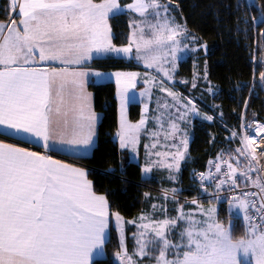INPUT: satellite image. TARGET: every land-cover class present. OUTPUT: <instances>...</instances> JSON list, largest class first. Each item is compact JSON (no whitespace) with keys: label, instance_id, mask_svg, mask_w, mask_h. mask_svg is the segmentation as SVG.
<instances>
[{"label":"snow or ice","instance_id":"1","mask_svg":"<svg viewBox=\"0 0 264 264\" xmlns=\"http://www.w3.org/2000/svg\"><path fill=\"white\" fill-rule=\"evenodd\" d=\"M170 2L133 0L126 5L142 20L131 25L133 32L127 46H117L108 20L121 10L119 0H10L8 11L14 16L7 17V24L0 22V136H17L21 143L31 138L44 151L0 140V264H94L93 256L103 249L109 226L107 198L94 191L84 168L54 159V155L92 146L97 116L86 85L89 75H101L88 70L94 56L134 57L146 69L162 73L159 82L152 76L145 79L146 84L159 87L179 101L164 83L173 78L177 54L188 47L184 41L190 38L195 42L197 38L190 37L186 27L176 23L169 10ZM53 64L62 67H52ZM113 75L120 97V147L135 151L147 118L142 115L135 124L127 120L126 93L135 87L140 74L118 71ZM192 87H196L194 82ZM149 94V89L141 93ZM183 108L180 120L189 112L199 114L191 100ZM156 120L161 131L150 133L154 142L145 145L149 161L142 171L150 173L159 165L178 172L188 140L181 137L179 144L172 145L176 149L172 153L152 151L161 134L167 141L181 131L175 120L167 129L160 117ZM243 127L245 134L235 153H230L227 160L221 155L210 161L215 173H200L199 178L202 182L216 178L219 191L226 184L239 187L237 181L243 177L264 193V176L260 175L264 169L253 163L258 162L257 142L264 141V124ZM236 135L233 133V138ZM153 155L170 157L172 162L153 161ZM241 158L247 162L243 168ZM253 172L258 174L256 179ZM257 195L245 192L243 199L233 197L229 201L230 207L242 210L247 225L240 239H234L231 222L225 227L216 218L215 208L202 210L206 217L203 220L186 213L183 206L175 217H168L166 209L161 208L165 216L160 220L142 214L135 255L152 257L155 264H264V225L253 224L248 214L250 207L256 208V201L248 198ZM164 198L168 199L167 192ZM190 203L198 205L196 200ZM256 211L264 219V195ZM111 215L121 233V251L116 253L120 264H136L123 244V217L119 213ZM177 228L179 239L174 242L173 230Z\"/></svg>","mask_w":264,"mask_h":264},{"label":"trees","instance_id":"2","mask_svg":"<svg viewBox=\"0 0 264 264\" xmlns=\"http://www.w3.org/2000/svg\"><path fill=\"white\" fill-rule=\"evenodd\" d=\"M169 2V0H161ZM177 6L187 29L207 46L206 73L208 83H199L187 92L188 82L195 73V58L179 63L175 74L178 80L188 81L182 91L212 120L195 119L187 158L181 165L178 179L179 197H198L199 190L193 174L215 169L210 161L218 156L229 159L241 146L242 129L253 121L264 123V0H171ZM9 1L0 0V21H9ZM113 43L123 46L129 42V25L124 14L109 18ZM90 67L100 71H135L133 61L107 58L94 59ZM211 89V91H210ZM92 108L100 115L96 127V142L90 155L64 156L84 167L93 189L107 198L110 213L133 219L143 211V195L158 190L153 180H142L140 165L123 159L113 139L117 130V105L112 82L88 84ZM138 104H130L128 116L137 121ZM236 133L233 138L232 134ZM233 163H235L233 161ZM241 168L246 165L241 158ZM240 169H238L239 171ZM240 177L237 183H240ZM182 199V198H180ZM226 202L219 203V214L224 216ZM208 203V202H206ZM234 239L245 235V226L236 219L232 228ZM105 257L94 264H113L119 243L113 228L104 245Z\"/></svg>","mask_w":264,"mask_h":264},{"label":"rangeland","instance_id":"3","mask_svg":"<svg viewBox=\"0 0 264 264\" xmlns=\"http://www.w3.org/2000/svg\"><path fill=\"white\" fill-rule=\"evenodd\" d=\"M10 2V0H8ZM133 0H119V3L121 5V10L114 15H110V17L119 15V14H124L127 17L128 20V25H129V39L132 36L133 28L131 25L134 22H140L142 18L135 12H132L127 9L126 5L132 3ZM161 3H169V2H162ZM169 10L171 13V16L175 18L176 23L183 25L186 27L182 16L178 12V8L175 4L170 3L169 4ZM151 19V17H150ZM109 24V21H108ZM110 26V25H109ZM187 29V27H186ZM187 33L189 36H194L197 39L195 42H193L190 38L186 39L184 41L185 44L188 45L187 49L184 51H181L177 54V61H176V68L175 71L172 73V79L171 80H165L164 87L169 89L170 91L174 92L177 94V96L180 98L179 101H176L173 99V97L169 96L166 91H161L159 87L154 86L152 84H146L145 79H149L152 76L157 77V82H159L160 77L162 76V73H157L153 69H146L143 65L142 62H138L133 58L129 57H124V56H117L116 54H108V55H98L95 56V59H107V58H117V59H124L125 61H133L140 69H137L135 71H128V72H137L140 75L137 77L136 84L134 88H129L126 95H127V103H126V117L127 120L130 123H138L143 116H146L147 118V123L144 131L141 132L140 134V143L135 151H133L131 148H121L120 147V141L119 137L117 136V132L119 131V125H120V97L118 95V86L116 83V78L113 75L115 72H104V71H98L101 73L100 76H98V79H102L105 82H112L115 86V100H116V105H117V130L114 134L113 139L117 142L119 150L121 149H127V157H128V162H133L136 164L140 165V170H141V179L142 180H153L157 183V189L159 192H162L163 194L158 195L156 193H153L152 191H146L143 195V203L149 206V212L145 213L144 215H147L151 217L152 219L160 220L163 219L165 216V213L162 212L160 209L164 208L166 209L167 216L168 217H175L177 216V209H179L181 206H183V209L186 213H193L195 215V218L198 220H203L206 217L202 214V210H206L209 208H215L216 213L215 216L216 218L225 225V227H228L229 223L231 222L232 228L234 225V222L236 219H239V221L242 222L245 226V232L247 231V225L246 222L243 220V212L242 210L236 208L235 206L230 207L229 206V200L226 204V212L224 213V216H221L219 214V203L217 202H208L206 201H199L197 197H193L190 199L179 197L178 192L180 191V188L178 187V179L180 175V170H181V165L187 158L188 154V148L187 151L184 154V159L179 161V171H175V169H169L164 166H155L152 168V171L150 173H144L142 169L145 167V165L149 161V157L147 154V150L145 149V145H151L154 142V139L151 137L150 133L156 132V131H161L159 128V125L157 123L156 117H160L163 124H164V129L168 128L169 122L172 120H175L176 123L179 125L180 128V133H178L177 137L174 139H169L167 141L164 140L163 134H161L159 138V144L156 149L152 151H158L161 153H172L175 152V148L172 147L173 144H179V140L181 137H186L188 140V147L192 138V125L195 119L198 120H208L205 117L208 115L201 111L199 107L195 104V102L190 98V95L184 93L182 91V88L186 86V83H184L183 80H178L175 76V74L178 71V66L179 63L182 61H185L189 58H195L197 59L195 61V73L191 81H187L188 87H187V92L192 91V84L193 82L198 85L199 83H208L207 80V73H206V60H200V57L206 56L208 50L207 46L204 43H200L198 40V37L194 35L192 32H190L187 29ZM123 46H127L123 45ZM165 67H168L166 65ZM96 70V69H95ZM96 76V75H95ZM102 76V77H101ZM206 77V78H205ZM113 80V81H109ZM99 81V80H98ZM102 82V83H105ZM99 84V83H95ZM146 89L150 90L149 95H141L142 92H144ZM188 100L193 101L195 104L196 108L198 109L199 114H193L189 112L187 117L183 120L178 119L180 114L185 111L183 108V105L187 103ZM138 104L140 107V115L137 121H131L128 116V109L130 104ZM167 104L168 107L165 108L164 105ZM147 107V111L145 112V108ZM179 109V111H178ZM244 128V127H243ZM242 134L244 135V129H242ZM182 150V149H181ZM151 159L153 161L160 160L162 163H171V158L170 157H156L152 156ZM253 163H256L255 161ZM212 167V166H211ZM253 179H256L257 173L253 172L252 174ZM170 176H174L175 179H170ZM240 183H244L247 185H251V182L245 181V179L242 177L240 180ZM175 189V195H173L172 190ZM168 192V199L165 200L164 196L165 193ZM147 194V195H146ZM200 194V190H199ZM182 198V202H179V199ZM171 200V202H176L175 200H178L176 203L172 204L170 206L167 204V201ZM196 200L198 201V205L200 206L198 208L197 204H192L190 201ZM153 205H156L157 208L154 210ZM249 212V210H248ZM121 216V215H120ZM122 217V216H121ZM124 219V225H123V244L124 247L127 250L128 256L132 257L134 261H136V264H138V259H141V257L135 255L137 252V235L140 229L137 227L141 221L139 220V217H137L135 220L134 219ZM129 221H135L136 223H128ZM147 222V221H144ZM109 224H112L113 230L115 231L118 243H119V251H121V233L117 229L116 226V220L114 215H110L109 217ZM132 224V225H130ZM180 226H185L183 225V222H180ZM178 231L179 228L173 230V235L172 239L174 242L179 239L178 237ZM243 237V236H242ZM241 237V238H242ZM240 239V238H239ZM158 254V253H157ZM95 257L98 258H103L105 257V251H102L99 256L97 254H94ZM103 256V257H102ZM148 260L147 262H143L140 264H155V261L152 259V257H147ZM243 260V258L241 257ZM251 259V258H249ZM113 264H120V261L118 260L116 253L115 256L113 257Z\"/></svg>","mask_w":264,"mask_h":264},{"label":"crops","instance_id":"4","mask_svg":"<svg viewBox=\"0 0 264 264\" xmlns=\"http://www.w3.org/2000/svg\"><path fill=\"white\" fill-rule=\"evenodd\" d=\"M12 16H14V14L13 15H11V17ZM14 18H16L17 19V22H18V20H19V17L18 16H16V17H14ZM110 18V17H109ZM109 21V20H108ZM1 22V21H0ZM3 23H9V21H7V22H3ZM95 59V56H94V58H93V60ZM91 62V61H90ZM90 62H89V64H90ZM52 67H57V68H59V67H62L61 65H59V64H53V65H51ZM90 72H98V71H100V70H95V69H93V68H91L90 67V65H89V69H88ZM104 72H111V71H104ZM114 72H118V71H114ZM119 72H128V71H119ZM100 73V72H99ZM102 77V76H101ZM99 77L98 76H95V75H89V77L87 78V85L88 84H90V83H92V84H95V83H99V84H101L102 82H105V80L103 81L102 79H98ZM99 80V81H98ZM109 81H113V80H109ZM114 83H115V81H113ZM87 85H86V88H87ZM87 92L88 93H90L88 90H87ZM91 105H92V97H91ZM93 109V108H92ZM94 111V110H93ZM95 112V111H94ZM95 114H96V116H97V121H96V127H97V124H98V122H99V119H100V115L98 114V113H96L95 112ZM0 140H3L5 143H13V144H19V146H24V147H27V148H29V150H33V151H38V152H43L44 150L40 147V144H39V142H37V141H33L31 138H28V141H30V142H23V143H21V138L20 137H17V136H11V137H4V136H0ZM95 142H96V135H95V137H94V139H93V143H92V146L90 147V148H88V149H82V150H80L79 152H75V153H67V152H59V153H56L55 155H54V159H61L62 161H64V162H66V163H73L75 166H77V167H82L81 165H79V164H77V163H75L74 161H72V160H70V159H68V158H66V157H64V156H69V157H85V156H88V155H90V153H91V151H92V149H93V147L95 146ZM122 153H124L125 155H123V159H125V160H127L128 161V157H127V149H121L120 150ZM82 168H84V167H82ZM85 169V168H84ZM86 170V169H85ZM152 192L153 193H156V194H158V195H161V194H163L162 192H159L158 190H152ZM165 193V192H164ZM167 194H168V192H167ZM169 195V194H168ZM176 202L178 201V200H175ZM176 202H171V200H168L167 201V204H169L170 206H172V204H174V203H176ZM179 202L181 203L182 202V199H179ZM149 212V206H147L146 204H144L143 203V211L141 212V213H139L137 216H135L133 219L135 220L137 217H140L142 214L144 215L145 213H148ZM110 213V212H109ZM111 214H113V213H110V215ZM110 215H109V217H110ZM132 220V219H131ZM130 225H132V224H130ZM111 228H113L112 227V224H109V226H108V231H107V233H106V240H105V243H106V241L108 240V237H109V233H110V229ZM105 245V244H104ZM102 251H105L104 250V247H103V249H98L97 251H96V253L95 254H97V256H99V254L102 252ZM115 256V255H114ZM113 256V257H114ZM103 257V256H102ZM95 259H100V258H98V257H95V255L93 256V260H95ZM147 260H148V258L147 257H141V259H138L137 261H138V264H140V263H143V262H147Z\"/></svg>","mask_w":264,"mask_h":264},{"label":"built area","instance_id":"5","mask_svg":"<svg viewBox=\"0 0 264 264\" xmlns=\"http://www.w3.org/2000/svg\"><path fill=\"white\" fill-rule=\"evenodd\" d=\"M257 164V163H256ZM258 167V164H257ZM211 171L212 173H215V169H209L207 171H199L193 174V180L198 187V190H200V194L198 195L197 199L206 201V202H226L229 200H232L233 197H239L241 199L244 198V193H257V196L249 197V200L256 201V208H249V216L252 217V223L256 225H264V219H261V213H258L256 211L257 208L260 207V198L264 193H260V189L257 187H253L252 185H247L244 183H239V187H232L228 184L224 185V187L217 191L216 188V182L217 179L214 178L212 181H201L199 178L200 173H204L207 175ZM203 184V186H202ZM205 189H207L205 191Z\"/></svg>","mask_w":264,"mask_h":264},{"label":"bare ground","instance_id":"6","mask_svg":"<svg viewBox=\"0 0 264 264\" xmlns=\"http://www.w3.org/2000/svg\"><path fill=\"white\" fill-rule=\"evenodd\" d=\"M256 123H259V124H264L262 122H256V121H253L249 124H253L255 125ZM244 129V128H243ZM249 132H251V129H248ZM244 134H245V129H244ZM258 147H255V154L256 156L258 157V162H256L258 164V167L261 168V169H264V154L261 153V149H264V141H258ZM260 175L264 176V172L260 173ZM202 201V200H200Z\"/></svg>","mask_w":264,"mask_h":264}]
</instances>
